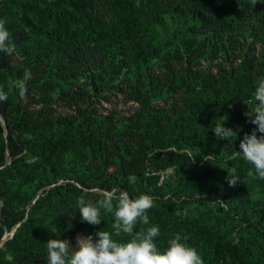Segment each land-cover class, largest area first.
Instances as JSON below:
<instances>
[{"label":"trees","instance_id":"obj_1","mask_svg":"<svg viewBox=\"0 0 264 264\" xmlns=\"http://www.w3.org/2000/svg\"><path fill=\"white\" fill-rule=\"evenodd\" d=\"M0 18L16 45L0 53V264H47L50 238L113 232L103 210L81 221L76 200L96 188L151 195L161 251L179 232L205 264H264V180L236 155L256 127L264 0H0ZM109 95L135 111L98 112ZM226 116L237 135L216 138Z\"/></svg>","mask_w":264,"mask_h":264},{"label":"clouds","instance_id":"obj_2","mask_svg":"<svg viewBox=\"0 0 264 264\" xmlns=\"http://www.w3.org/2000/svg\"><path fill=\"white\" fill-rule=\"evenodd\" d=\"M258 0H251L255 6ZM261 2V0H260ZM7 18H0V53L13 55L16 45L8 27ZM27 89L22 86L19 95L24 97ZM8 93L0 86V102L6 101ZM253 101L255 106L245 113L256 127L245 133L241 139L236 155L251 167L247 176L264 180V78L254 82ZM248 105V104H247ZM227 116L212 126L216 138L229 139L237 133L226 126ZM257 132L260 135H257ZM38 157H32L26 163L33 164ZM227 171V183L236 187L241 182L236 169ZM92 192L98 196L94 202L80 196L76 200L82 222L99 225L102 220V210L113 216L111 227L113 232L100 230L93 235L77 234L75 247L70 240L50 238L46 243L47 264H205L202 255L193 245L187 243L188 237L181 233L171 236L168 247L160 250L156 239L161 235L158 225L150 224L148 212L154 207V198L141 193L132 198L128 191L120 189L105 190L96 188ZM137 225L147 226L140 231H134ZM123 233L130 237L125 242L114 239V234Z\"/></svg>","mask_w":264,"mask_h":264},{"label":"rangeland","instance_id":"obj_3","mask_svg":"<svg viewBox=\"0 0 264 264\" xmlns=\"http://www.w3.org/2000/svg\"><path fill=\"white\" fill-rule=\"evenodd\" d=\"M86 106V105H85ZM136 103L133 101H125L121 95H109L108 99H101L99 102L95 103V107L98 112L107 113L112 110L116 115L121 116L125 114H130L135 111ZM60 105L59 109L63 110L64 113L72 112L73 109L65 108ZM76 244V240H75Z\"/></svg>","mask_w":264,"mask_h":264},{"label":"water","instance_id":"obj_4","mask_svg":"<svg viewBox=\"0 0 264 264\" xmlns=\"http://www.w3.org/2000/svg\"><path fill=\"white\" fill-rule=\"evenodd\" d=\"M5 129H6V127H5ZM13 231H14V230H12V232H11V233H13Z\"/></svg>","mask_w":264,"mask_h":264}]
</instances>
